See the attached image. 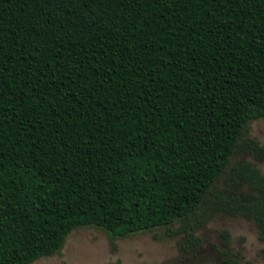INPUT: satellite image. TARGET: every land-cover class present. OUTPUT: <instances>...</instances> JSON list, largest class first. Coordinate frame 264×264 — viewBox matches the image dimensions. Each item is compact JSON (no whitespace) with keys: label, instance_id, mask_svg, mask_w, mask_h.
Returning <instances> with one entry per match:
<instances>
[{"label":"trees","instance_id":"trees-1","mask_svg":"<svg viewBox=\"0 0 264 264\" xmlns=\"http://www.w3.org/2000/svg\"><path fill=\"white\" fill-rule=\"evenodd\" d=\"M259 119L264 0H0V264L218 213L264 242Z\"/></svg>","mask_w":264,"mask_h":264},{"label":"rangeland","instance_id":"rangeland-1","mask_svg":"<svg viewBox=\"0 0 264 264\" xmlns=\"http://www.w3.org/2000/svg\"><path fill=\"white\" fill-rule=\"evenodd\" d=\"M247 136L264 144V120L251 121ZM240 159L264 171V162L250 156H237L233 163ZM218 185L223 186L222 181ZM196 235L201 239L200 247L184 252L180 248L182 236L168 237L164 228L112 240L100 228L79 227L57 253L33 264H222L225 251L241 264H264V242L247 218L218 213Z\"/></svg>","mask_w":264,"mask_h":264}]
</instances>
